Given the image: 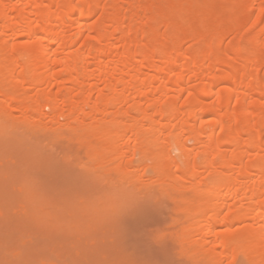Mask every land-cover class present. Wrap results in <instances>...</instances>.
Listing matches in <instances>:
<instances>
[{
    "label": "bare ground",
    "instance_id": "obj_1",
    "mask_svg": "<svg viewBox=\"0 0 264 264\" xmlns=\"http://www.w3.org/2000/svg\"><path fill=\"white\" fill-rule=\"evenodd\" d=\"M10 127L71 148L91 207L172 203L191 264H264V0H0Z\"/></svg>",
    "mask_w": 264,
    "mask_h": 264
},
{
    "label": "rangeland",
    "instance_id": "obj_2",
    "mask_svg": "<svg viewBox=\"0 0 264 264\" xmlns=\"http://www.w3.org/2000/svg\"><path fill=\"white\" fill-rule=\"evenodd\" d=\"M16 130L21 128L0 132V264H191L176 242L172 203L162 199L165 207L154 191V201L149 191H137L130 204L110 207L96 199L91 207L83 193L89 197L88 187L103 183L97 186L89 176L91 185H85L86 169L71 148L50 137L40 149L37 135L29 133L20 145Z\"/></svg>",
    "mask_w": 264,
    "mask_h": 264
}]
</instances>
